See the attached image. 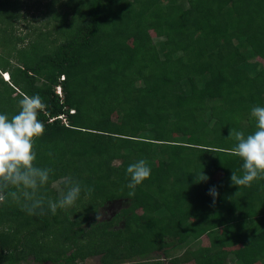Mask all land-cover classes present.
Masks as SVG:
<instances>
[{
	"label": "trees",
	"instance_id": "trees-1",
	"mask_svg": "<svg viewBox=\"0 0 264 264\" xmlns=\"http://www.w3.org/2000/svg\"><path fill=\"white\" fill-rule=\"evenodd\" d=\"M55 1L52 29L21 44L4 25L22 1L0 0V114L38 94L35 166L52 170L40 193L58 200L66 177L82 191L54 215L6 195L0 264H150L155 252V264H264V174L233 184L243 161L229 138L253 133L251 109L264 107L253 61L264 58V0H66L63 12ZM139 160L151 175L129 196L126 169ZM114 201L116 215L96 221Z\"/></svg>",
	"mask_w": 264,
	"mask_h": 264
},
{
	"label": "clouds",
	"instance_id": "clouds-1",
	"mask_svg": "<svg viewBox=\"0 0 264 264\" xmlns=\"http://www.w3.org/2000/svg\"><path fill=\"white\" fill-rule=\"evenodd\" d=\"M2 75L5 80H10L8 72H3ZM57 89L61 94V87ZM18 107L19 111L11 117L0 114V201L5 200L7 195L13 201L21 203L23 210L28 214H44L46 204L54 215L57 209L73 206L80 197L82 188L79 182L66 177L64 183L67 185V191L62 192L58 200L48 199L40 193V189L48 184L52 171L35 166V141L45 130V125L38 115L45 105L38 94H24L19 99ZM251 116L256 121V130L253 133L246 136L243 131L231 129L229 134V138L237 142L231 154L243 161V175L237 176L235 172L231 175V181L239 187L250 186L264 174V107H253ZM60 118L66 123L65 116ZM126 171L130 176L127 187L132 190L129 196H133L136 186L150 177L151 168L144 160H139L129 165ZM207 179L202 173L201 181ZM84 191L90 194L92 189L84 188ZM209 195L215 199L219 193L213 187L209 190ZM95 219L99 221L100 215L96 214Z\"/></svg>",
	"mask_w": 264,
	"mask_h": 264
},
{
	"label": "rangeland",
	"instance_id": "rangeland-1",
	"mask_svg": "<svg viewBox=\"0 0 264 264\" xmlns=\"http://www.w3.org/2000/svg\"><path fill=\"white\" fill-rule=\"evenodd\" d=\"M21 1H22V5H21L20 17L14 19L12 26H9L10 24L8 25L6 23L4 25V28L7 29V32L8 31L13 32L14 36L28 37L26 38V40H24V42L21 43L23 44V43H27L31 37L35 36V33H34L35 31L52 29L53 24L56 21L53 18L54 12L52 10L49 11L48 6H47L53 0H26L27 2L29 1V4H26L25 0H21ZM65 1L66 0H56L55 8L53 10H56L59 12L70 10V8L66 6ZM153 37L155 41L162 39V38L156 37L155 34H153ZM3 49H4V46L0 45V52ZM253 61L257 62L258 65H260L261 67L264 66V58L257 57ZM57 92L59 93V89H57ZM116 162L118 163V161ZM55 185L57 186V184ZM121 205L122 204L120 201H114V202H111L99 208V211L97 214H99L101 217L100 221L109 220L111 217L115 216L116 213L120 210ZM202 243L208 244V237H204L203 239H201V242L199 243V245ZM160 256H163V254L160 252H155L153 254V257L149 260L150 264H155L156 260H160L161 258ZM100 258H101L100 256H90L83 261L81 260L78 261L77 264H102V261ZM164 259L165 258L163 256L161 260H164ZM21 264H50V261L46 263H38L34 261L32 258H30V261H25L24 263H21Z\"/></svg>",
	"mask_w": 264,
	"mask_h": 264
}]
</instances>
